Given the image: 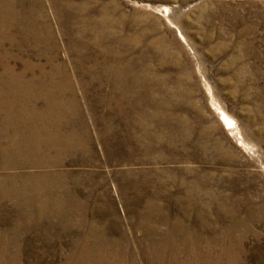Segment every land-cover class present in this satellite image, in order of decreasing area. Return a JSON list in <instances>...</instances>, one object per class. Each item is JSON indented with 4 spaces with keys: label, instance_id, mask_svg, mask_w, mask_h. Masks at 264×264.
Listing matches in <instances>:
<instances>
[{
    "label": "bare ground",
    "instance_id": "6f19581e",
    "mask_svg": "<svg viewBox=\"0 0 264 264\" xmlns=\"http://www.w3.org/2000/svg\"><path fill=\"white\" fill-rule=\"evenodd\" d=\"M35 9L22 0H0V125L16 128L13 139L32 138L24 149L0 147V203L9 200L17 205L21 221L49 218L78 230L88 226L84 237L60 246L68 252L63 264H246L241 257L247 252L240 257L236 243L253 234L252 224L264 222V208L243 210L246 202L220 198L218 205L200 202L193 207L202 226L183 220L181 211L191 199L182 190L201 193L198 186L204 172L191 184L182 175L188 169L160 164L187 161L174 141L178 135L186 139L192 133L185 126L179 133V125L168 124L164 109L168 90L160 81L164 76L122 66L115 33L104 19L79 20L83 27L68 38L70 58L59 61L60 37L66 32L58 35L49 19ZM90 47L96 54L88 53ZM25 49L32 55L26 57ZM18 62H22L20 70ZM79 80L84 82L82 97H87L91 86L110 108L108 115H92L98 123L94 130L84 116L75 84ZM136 89L144 96L141 112L133 110L131 125L121 130L114 124L120 99L123 92ZM212 102L225 128L242 147L254 151L236 118L213 96ZM111 183L117 187L116 194ZM117 199L128 210L124 216L128 227L123 221L110 223V218H122ZM208 207L213 211L208 212ZM89 218H99L107 227H97L96 220L85 225ZM212 218L226 221V227L205 223ZM240 229L243 234L238 238L235 233Z\"/></svg>",
    "mask_w": 264,
    "mask_h": 264
},
{
    "label": "rangeland",
    "instance_id": "374dc122",
    "mask_svg": "<svg viewBox=\"0 0 264 264\" xmlns=\"http://www.w3.org/2000/svg\"><path fill=\"white\" fill-rule=\"evenodd\" d=\"M22 3L34 5L36 13L45 15L58 35L66 32L60 37L59 61L70 58L68 38L76 35L77 27H83L79 20L104 19L115 33L122 66L167 78L160 81L168 90L164 107L168 124L179 125V133L181 126L191 128L192 133L183 139L175 132L178 135L175 146L186 153L187 161L160 164L177 170L188 169L182 175L191 184L197 174L204 172L202 186H198L201 193L182 190L191 199L180 210L186 224L202 226L203 221L193 208L200 202L203 206H215L220 198L231 197L232 202H246L243 210L247 206L264 208V0H22ZM95 47L88 50L90 55L96 54ZM23 52L26 57L32 55V50ZM22 67V62H18L17 68ZM86 80L93 81L90 77ZM75 84L84 116L94 130L98 123L92 115H108L110 108L100 101L91 86L87 97H82L84 82L79 80ZM212 96L236 118L254 151L242 147L225 128ZM143 97L139 89L123 92L121 110L114 124L120 128L131 125V113L141 112ZM14 129L11 125H0V147L24 149L26 141L32 140L11 138L16 134ZM95 142L100 150L99 141ZM113 145L118 147L116 140ZM111 191L117 193L114 183ZM116 206L122 218H110L111 225L123 221L128 227L125 203L117 199ZM207 211L213 210L208 207ZM19 212L17 205L9 200L0 203V264L6 261L5 264H63L68 252L63 253L61 247L84 237L88 229V226L81 231L65 227L68 225L62 221L49 218L44 222L21 221ZM89 219L85 225L96 220ZM102 221L98 218L96 226L107 227ZM205 223L218 229L227 225L226 221L215 218ZM254 224L253 234L237 242L235 250L240 257L247 252L241 257L246 264H264V222ZM242 234L240 229L235 236L239 238Z\"/></svg>",
    "mask_w": 264,
    "mask_h": 264
}]
</instances>
